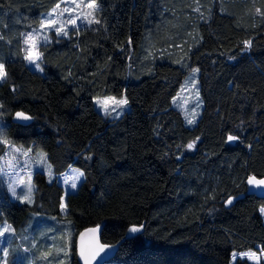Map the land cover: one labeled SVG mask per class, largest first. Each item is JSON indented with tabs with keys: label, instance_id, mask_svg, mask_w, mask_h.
<instances>
[{
	"label": "trees",
	"instance_id": "1",
	"mask_svg": "<svg viewBox=\"0 0 264 264\" xmlns=\"http://www.w3.org/2000/svg\"><path fill=\"white\" fill-rule=\"evenodd\" d=\"M61 1L0 0V157L10 143L39 147L53 174L34 171L21 202L0 173V222L22 230L33 213L63 215L58 175L77 166L71 264H82L77 235L96 225L121 242L104 264H232L233 251L264 246V198L247 184L264 176V0H98L97 19L40 42V72L24 33ZM195 66L203 107L188 124L173 98ZM109 94L128 100L120 117L95 106Z\"/></svg>",
	"mask_w": 264,
	"mask_h": 264
},
{
	"label": "rangeland",
	"instance_id": "2",
	"mask_svg": "<svg viewBox=\"0 0 264 264\" xmlns=\"http://www.w3.org/2000/svg\"><path fill=\"white\" fill-rule=\"evenodd\" d=\"M89 4H93L94 6L89 8ZM58 5V9L56 5L42 17V22L37 27L24 33L25 56L28 55L30 50L40 55V59L35 62H30L26 59L27 63L33 69L40 72H44L38 47L40 42H43L41 37L47 36L49 40L52 32L55 33L48 26V21L55 20L57 27L63 24L64 29L68 32V29L72 26L89 24L97 19V9L101 4L98 0H63ZM65 8L68 9L67 12L64 11ZM54 9H56L55 12H53ZM49 13L52 15L49 16ZM69 20H75V25L69 23ZM42 23L44 28L41 27ZM29 33H31L33 38L31 40L28 39ZM33 44H35V48H33ZM36 63H39L40 68H36ZM0 64L4 65L3 62H0ZM194 69H198V71L194 72ZM199 73V67H193L173 98V105L182 111L186 120L194 119V123L203 107ZM110 96L115 97L117 100L124 98L115 94L95 95V106L107 118L120 117L128 109V104L121 106V108H116L114 104L111 105L110 115L105 114L103 108L97 104L98 99ZM111 108H116V110L111 111ZM1 124L2 119L0 118V126ZM16 149H19V151H16ZM51 166L47 152L42 148L34 146L32 148H23L21 144L10 143L6 145V150L0 157V173L7 183L10 196L21 202H29L33 199L35 190L34 171H45L48 174L49 180H51L53 178ZM74 170L77 171V174L83 173V176L79 179H74L72 177L75 173ZM82 171L80 167L72 166V169L66 170L58 176V181L64 186L65 190L61 202L63 215L33 213L29 218L28 224L22 230L15 229L6 219L0 222V233L3 234L0 235V264H5V261L6 264H71V245L74 239V228L71 220L65 217L68 211L66 197L68 193L75 192L84 180V172ZM65 180L68 182L65 183ZM73 180L76 183L75 188L71 187ZM262 208H264V204L261 205L260 211ZM261 213L264 217V212ZM261 248H264V246L258 245L257 249L233 251L231 263L233 264L237 258H247L255 263L263 261L264 254H261ZM5 251L7 252L6 257L4 256ZM234 253L237 254L235 259L233 258ZM244 253H255L259 259L245 256L243 255Z\"/></svg>",
	"mask_w": 264,
	"mask_h": 264
},
{
	"label": "snow or ice",
	"instance_id": "3",
	"mask_svg": "<svg viewBox=\"0 0 264 264\" xmlns=\"http://www.w3.org/2000/svg\"><path fill=\"white\" fill-rule=\"evenodd\" d=\"M93 6H94L93 4H89L88 5L89 8H92ZM56 7L58 9L59 8V5H57ZM55 11H56V9L53 10V12H55ZM64 11L67 12L68 9L65 8ZM48 15L51 16L52 14L49 13ZM68 22L71 23V24H73V25H75V23H76L75 20H69ZM48 26L50 28H52L57 35H61V34L65 35V36L67 35V31L64 29V25L61 24L59 27H57L55 20H49L48 21ZM41 27L44 28L43 23H42ZM37 32H39V30H37ZM28 39L29 40L33 39L31 33L28 34ZM41 39L43 40V42L45 43V45L48 43V37L47 36H43V37H41ZM244 45H245V50H248L250 48V46H251V42L250 41H245L244 42ZM33 48H35V44H33ZM26 59H28L30 62H35L36 60H39L40 59V55H39V53L30 50L29 53H28V55L26 56ZM35 66H36V68H40L39 63H36ZM193 71L194 72L195 71H198V69H194ZM6 77H7V73L5 71L4 65L3 64H0V81L5 80ZM97 104L100 105L103 108V111L105 112V114H109L110 115L111 114V112H110V106L111 105L114 104L116 106V108H121V106L128 104V100H127V98H121V99L117 100L115 97H111L110 96V97H106L104 99H98L97 100ZM116 108H111V111H115ZM16 116L19 119L25 120V121L31 119V117L26 116L23 112H17L16 113ZM187 123L188 124L194 123V119H188L187 120ZM236 139H238V138L237 137H233V136H229L228 137V140L229 141H235ZM4 143H7V142L5 141ZM0 146H2V145H0ZM194 146H195L194 143H190V144L187 145V148L188 149H192ZM16 151H19V149H16ZM81 176H83V173H78L77 176H76V179H79ZM67 182L68 181L65 180V183H67ZM247 182H248L249 185H264V180L257 181L255 179V177L249 178ZM71 187L72 188H75L76 187L75 180H73ZM29 202H31V201H29ZM232 202H233L232 199H228L226 201V203L229 204V205H231ZM261 212H264V208L261 209ZM140 230H141L140 228L133 227V228L130 229V232L136 233V232H139ZM5 231H7V229H5ZM89 231H95V230H89ZM0 235H3V234L0 233ZM99 249L102 250V246H99ZM260 251H261V254H264V248H261ZM81 255H84V253L81 252ZM94 255H95V253H93V256ZM236 255L237 254H235V253L233 254V258L234 259L236 258ZM243 255H245V256H251V258L257 259V260L259 259V257H257L255 253H244ZM4 256L5 257L7 256V252L6 251L4 253ZM5 264H6V261H5Z\"/></svg>",
	"mask_w": 264,
	"mask_h": 264
},
{
	"label": "water",
	"instance_id": "4",
	"mask_svg": "<svg viewBox=\"0 0 264 264\" xmlns=\"http://www.w3.org/2000/svg\"><path fill=\"white\" fill-rule=\"evenodd\" d=\"M14 119L25 121L19 119L17 116ZM251 177H255L257 181L264 180V176L259 177L253 174L250 175L248 179ZM248 186H249V191L251 193H255L259 197L264 198V185L248 184ZM231 199L234 202V198ZM102 229H103L102 225H96L83 229L77 235L76 247H77L79 260L81 261L82 264H104L105 262L112 259L116 255L121 242L119 241L115 244L103 242ZM89 230H95V231H89ZM99 246H102V250L99 249ZM81 252H83L84 255H81ZM93 253H95L94 256Z\"/></svg>",
	"mask_w": 264,
	"mask_h": 264
},
{
	"label": "crops",
	"instance_id": "5",
	"mask_svg": "<svg viewBox=\"0 0 264 264\" xmlns=\"http://www.w3.org/2000/svg\"><path fill=\"white\" fill-rule=\"evenodd\" d=\"M62 1H63V0H62ZM62 1H61V2H62ZM57 5H58V4H57ZM53 8H54V7H53ZM53 8H52V9H53ZM52 9H51V10H52ZM51 10H50V11H51ZM50 11H48V12H50ZM48 12H46V13H48ZM46 13H44V14L41 16V21H40V23L42 22V17H43ZM40 23H39V24H40ZM32 29H33V28H32ZM32 29H31V30H32ZM28 31H29V30H28ZM28 31H26V32H28ZM52 33H53V32H52ZM23 148H25V147H23ZM70 169H72V166H70V167L67 169V171H69ZM51 170H52V169H51ZM74 171L77 172L76 170H74ZM82 172H83V171H82ZM60 175H61V174H59L58 176H60ZM12 199H13V198H12Z\"/></svg>",
	"mask_w": 264,
	"mask_h": 264
}]
</instances>
